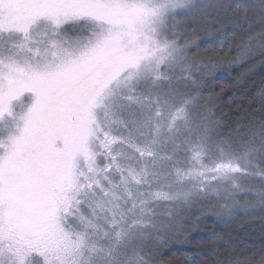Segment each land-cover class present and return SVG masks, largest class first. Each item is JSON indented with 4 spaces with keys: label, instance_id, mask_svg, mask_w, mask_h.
Masks as SVG:
<instances>
[{
    "label": "snow or ice",
    "instance_id": "1",
    "mask_svg": "<svg viewBox=\"0 0 264 264\" xmlns=\"http://www.w3.org/2000/svg\"><path fill=\"white\" fill-rule=\"evenodd\" d=\"M257 228L264 0H0V264H264Z\"/></svg>",
    "mask_w": 264,
    "mask_h": 264
},
{
    "label": "trees",
    "instance_id": "2",
    "mask_svg": "<svg viewBox=\"0 0 264 264\" xmlns=\"http://www.w3.org/2000/svg\"><path fill=\"white\" fill-rule=\"evenodd\" d=\"M217 34H213L211 38L201 39L204 46H213L218 40ZM237 76L235 69L231 70V74L228 71H223L217 74V78L214 81L213 87L217 90L219 87H225L226 91L223 94V100L219 102V107L221 113L228 118V121L235 122L243 114L244 107L247 106V101L251 97L252 93L250 91L252 84L249 82L247 85H236L233 87L234 78ZM215 227L213 218L209 217L206 223L200 225L197 231H193L190 234V240L195 241L207 237L211 234L213 228ZM240 237L250 243H260L264 237L260 236L259 229L257 228L255 232L251 231H241ZM168 254L177 253L181 258L184 256L192 255L195 251L190 245V243H184L181 241H176L174 244H170L169 248L166 250Z\"/></svg>",
    "mask_w": 264,
    "mask_h": 264
},
{
    "label": "rangeland",
    "instance_id": "3",
    "mask_svg": "<svg viewBox=\"0 0 264 264\" xmlns=\"http://www.w3.org/2000/svg\"><path fill=\"white\" fill-rule=\"evenodd\" d=\"M213 36V34L211 35H204L201 39H205V38H211ZM176 243V241L172 242L171 244Z\"/></svg>",
    "mask_w": 264,
    "mask_h": 264
}]
</instances>
